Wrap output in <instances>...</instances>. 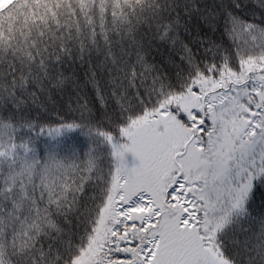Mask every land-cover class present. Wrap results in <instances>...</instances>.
I'll list each match as a JSON object with an SVG mask.
<instances>
[{
	"label": "snow or ice",
	"instance_id": "6c2138e0",
	"mask_svg": "<svg viewBox=\"0 0 264 264\" xmlns=\"http://www.w3.org/2000/svg\"><path fill=\"white\" fill-rule=\"evenodd\" d=\"M0 264H264V0H0Z\"/></svg>",
	"mask_w": 264,
	"mask_h": 264
}]
</instances>
